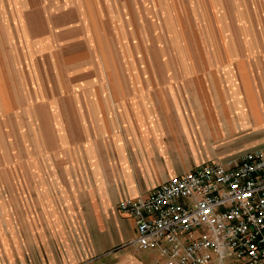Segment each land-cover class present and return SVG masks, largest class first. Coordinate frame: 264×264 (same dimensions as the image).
<instances>
[{"label": "rangeland", "instance_id": "rangeland-1", "mask_svg": "<svg viewBox=\"0 0 264 264\" xmlns=\"http://www.w3.org/2000/svg\"><path fill=\"white\" fill-rule=\"evenodd\" d=\"M263 26L264 0H0V203L16 206L21 186L61 167L67 122L80 128L89 99L160 88L219 95L221 106L248 47L263 48ZM255 133L209 148L236 160L264 147L240 143Z\"/></svg>", "mask_w": 264, "mask_h": 264}, {"label": "crops", "instance_id": "crops-1", "mask_svg": "<svg viewBox=\"0 0 264 264\" xmlns=\"http://www.w3.org/2000/svg\"><path fill=\"white\" fill-rule=\"evenodd\" d=\"M253 49L228 75L221 106L219 95L157 88L120 89L108 103L98 94L87 100L88 113L77 107L80 128L67 122L64 151L55 153L61 167L41 171L45 179L32 191L21 186L16 206L0 203V264H153L156 251L137 248L134 220L117 204L221 161L209 148L218 138L253 129L240 143L264 145V46Z\"/></svg>", "mask_w": 264, "mask_h": 264}, {"label": "built area", "instance_id": "built-area-1", "mask_svg": "<svg viewBox=\"0 0 264 264\" xmlns=\"http://www.w3.org/2000/svg\"><path fill=\"white\" fill-rule=\"evenodd\" d=\"M133 242L153 264H264V147L236 160L206 161L121 199Z\"/></svg>", "mask_w": 264, "mask_h": 264}]
</instances>
